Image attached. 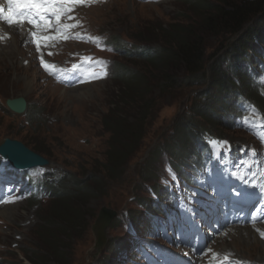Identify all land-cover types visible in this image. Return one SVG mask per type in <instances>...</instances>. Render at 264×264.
Segmentation results:
<instances>
[{"label":"rangeland","instance_id":"374dc122","mask_svg":"<svg viewBox=\"0 0 264 264\" xmlns=\"http://www.w3.org/2000/svg\"><path fill=\"white\" fill-rule=\"evenodd\" d=\"M96 1L93 0L88 9L83 8L84 10L78 11L79 13L75 11L74 15H64L67 7L73 5L72 0H67L58 9L62 19L61 29H69L72 34L75 32L83 40L88 41L87 44H94L99 48V59L104 67H101L92 46L85 51L95 53L94 58L89 61L93 66L92 70L96 73L101 70L108 71L106 78L101 76L91 83L93 86L86 85L91 87H86L77 94L52 85L51 81L45 79L31 60L29 50L24 44L18 46L15 55L10 52L16 45L0 44V143L4 139H11L24 143L33 151L38 150L49 162L48 169H56L67 177L84 179L91 173L98 174L102 171V175H96L102 182L100 192L80 202L71 201V207L75 211L83 210L86 216L83 230L79 231L76 239L68 244L70 250L67 264H110L113 245L123 238L127 222L120 224L114 220L106 231L105 247L100 249L96 245L91 228L101 208L106 207L115 211L118 217L122 212L128 211L134 223L146 219L138 207L139 203L146 200L148 193L146 190L148 185L141 183L142 168L171 135L174 125L180 122L182 115L190 111L194 102L195 104L200 102L198 96L205 89L173 94H162L157 88L152 90L158 107L146 127L147 134L143 143L125 165L123 179L112 182L103 176L107 172L101 168L103 163L115 154L110 151L112 135L105 131L104 118L115 104L122 102L119 97L126 86L119 80L116 71L141 72L142 69L145 71L141 63L129 61L124 54L101 44L103 36L119 50H121L119 41L126 43L127 40L138 44L140 48L150 49L157 47L158 41L155 39L157 29H164L178 22L191 23L194 15L184 0H106L101 5L100 2L94 5ZM140 38L150 44L140 43L137 40ZM219 44L220 41L216 37H208L207 53H211ZM85 47L69 41L53 50L50 57L57 54L52 61L60 60V63L66 64L74 50L77 49L80 53V50L86 49ZM27 82L31 83L30 87L27 86ZM55 87H59V90L55 91ZM66 91L68 93H65ZM19 97L26 99L27 114L34 116V122L29 123L24 116L12 113L8 116L1 111L7 99ZM116 114L125 115L129 122H135L138 118V105L125 107ZM218 131L220 133L212 131V134L217 136L222 134L227 139H233V136L240 139L245 135L231 130ZM163 161L161 156L158 161L160 166ZM48 169L44 171L35 169L30 172L31 177L36 181L46 180L44 176H48ZM20 177L24 179L22 175ZM26 183L29 184V181ZM150 186L155 188L156 185L151 181ZM9 188L10 194L16 196V201L12 206L0 209L6 211L0 218V264L21 262L29 264L24 257L25 253L30 256V253H27L30 250L36 251L39 247L42 250L48 249L40 241L38 233L40 226L47 227L46 216L54 209L52 203L55 200L46 197L40 203L31 202L29 192L20 190L17 181ZM227 240L226 246L231 245L230 252L238 251V257L252 259L256 261H253L254 264H264V243H258V246L251 244L243 250L236 244L232 245L231 238Z\"/></svg>","mask_w":264,"mask_h":264},{"label":"trees","instance_id":"16d2710c","mask_svg":"<svg viewBox=\"0 0 264 264\" xmlns=\"http://www.w3.org/2000/svg\"><path fill=\"white\" fill-rule=\"evenodd\" d=\"M184 2L194 15L191 23L178 22L157 29V47L146 48L145 53H126L122 49L129 61L141 63L145 71H117L119 80L126 85L119 97L122 102L115 104L104 118L105 131L112 135L110 151L115 154L101 167L107 171L103 176L112 182L123 179L125 165L143 143L146 127L158 107L152 94L155 88L162 94L205 89L198 96L200 102H194L190 111L182 115L171 135L145 163L140 176L142 184L156 180L162 154L181 163L187 162L188 158H196L199 137L203 131L223 128L230 113L235 110L233 102L236 94L255 96L245 74V65L253 66L254 60L260 57V50L264 49V0ZM210 36L216 37L220 44L207 53ZM137 40L150 44L141 38ZM134 105H138L135 122H129L125 115L116 114ZM1 111L9 116L6 109L1 108ZM35 152L39 153L38 150ZM101 172L91 173L84 179L67 177L69 183L65 179L52 190L54 209L46 216L47 227L40 226L38 233L40 241L48 249L39 247L36 251L30 250L27 252L30 256L25 253L29 264H67L68 244L83 230L86 216L83 210L75 211L71 201L80 202L100 192L102 182L96 175H102ZM152 202L151 199L145 200L148 208Z\"/></svg>","mask_w":264,"mask_h":264},{"label":"water","instance_id":"95a60500","mask_svg":"<svg viewBox=\"0 0 264 264\" xmlns=\"http://www.w3.org/2000/svg\"><path fill=\"white\" fill-rule=\"evenodd\" d=\"M7 109L14 114H23L26 111L27 103L23 97L8 99L5 102ZM0 156L8 159L10 164L14 168L18 169H30L35 167H44L49 164V162L44 159L40 154L31 151L23 143L5 139L0 144ZM115 217V213L106 209L101 208L98 217L92 226V231L97 237V232L100 228L102 235L101 239H104L105 231L110 225V222Z\"/></svg>","mask_w":264,"mask_h":264},{"label":"snow or ice","instance_id":"6c2138e0","mask_svg":"<svg viewBox=\"0 0 264 264\" xmlns=\"http://www.w3.org/2000/svg\"><path fill=\"white\" fill-rule=\"evenodd\" d=\"M10 5H14V8H9L8 15L3 16L4 9L0 8V19H6L8 25L23 24L27 21L28 24H33L31 13H35L43 19V14L51 13L52 16L56 17L59 22L60 14L55 9H50L48 6L56 3V0H8ZM39 48V45H37ZM42 66L44 62L41 61ZM47 70V66H45ZM226 143V142H225Z\"/></svg>","mask_w":264,"mask_h":264},{"label":"bare ground","instance_id":"6f19581e","mask_svg":"<svg viewBox=\"0 0 264 264\" xmlns=\"http://www.w3.org/2000/svg\"><path fill=\"white\" fill-rule=\"evenodd\" d=\"M10 40L7 41V45L9 43H11L12 45H16L15 48L12 49V52H10L11 54L15 55L17 50H18V46L23 43V37L22 36H19L17 35V33H14V32H11L10 34ZM14 47V46H13ZM24 50V49H23ZM28 50V49H27ZM6 51V50H5ZM4 53V52H3ZM27 63V62H26ZM24 76V75H23ZM24 81L26 80V78L23 79ZM28 81V80H27ZM31 83L30 82H27V86L30 87ZM86 85V84H85ZM79 86L77 87L76 89L74 90H71L70 92L72 93H78V92H81L82 89H86V87H91L93 86L91 84V86ZM95 85V84H94ZM54 88V87H53ZM55 91L56 90H59V87H55L54 89ZM65 93H68L67 91ZM6 209V208H4ZM4 213H6V211H1L0 210V218L4 215ZM245 230V229H244ZM238 232V231H237ZM246 233L245 234H242L243 232H238L235 236L232 237L233 241L231 242L232 245L233 244H236L237 246L241 247L243 250H245L249 245L251 244H255L256 246H258L260 243L258 240H256V238L254 237V234L250 231V230H247L245 231ZM101 235H102V232L99 228L98 232H97V239H100L101 238ZM228 241V240H227ZM226 242L222 243L219 248L221 251H232L230 248H231V245H228V247L226 246ZM261 244V243H260ZM238 251L235 252V257L238 258V259H241L242 257H238L237 255ZM244 253V252H243ZM243 259V258H242ZM261 259V257H260Z\"/></svg>","mask_w":264,"mask_h":264}]
</instances>
